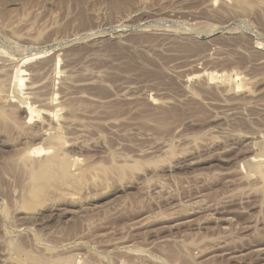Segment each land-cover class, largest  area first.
<instances>
[{
	"label": "rangeland",
	"instance_id": "obj_1",
	"mask_svg": "<svg viewBox=\"0 0 264 264\" xmlns=\"http://www.w3.org/2000/svg\"><path fill=\"white\" fill-rule=\"evenodd\" d=\"M0 108V264H264V0H0Z\"/></svg>",
	"mask_w": 264,
	"mask_h": 264
},
{
	"label": "bare ground",
	"instance_id": "obj_2",
	"mask_svg": "<svg viewBox=\"0 0 264 264\" xmlns=\"http://www.w3.org/2000/svg\"><path fill=\"white\" fill-rule=\"evenodd\" d=\"M0 110H1V108H0ZM2 114V113H1ZM2 115H5V113L4 114H2ZM52 139V137L51 136H46V137H42V139L40 140L41 142V147L43 148L44 146L46 147L48 144H50L51 143V140ZM264 140V139H263ZM39 143V144H40ZM262 143H263V141H262ZM43 144V145H42ZM263 145V144H262ZM259 146V145H258ZM261 146V145H260ZM259 146V147H260ZM40 147V149H42ZM256 148H258L257 146H256ZM255 148V149H256ZM262 148V147H261ZM39 149V148H38ZM39 149V150H40ZM264 149V148H263ZM49 151V150H48ZM47 151V152H48ZM30 152V151H29ZM46 152V155L44 156V157H40L41 159L40 160H38V161H34L33 162V164H34V167L33 168H35L36 167V170H35V173L34 174H36V177L38 178V177H40V176H44V175H48V173H51L52 171H57V172H55L56 174L58 173L59 174V172H61L63 169H64V163H61L60 161H59V159H58V156H57V153L55 154V151H49L48 153ZM260 152H262V151H260ZM32 153V152H31ZM259 153V152H258ZM261 155V154H260ZM25 156V155H24ZM264 156V155H263ZM22 158H25V157H23V155H22ZM28 158V157H27ZM26 158V160H25V162L28 160ZM252 158V157H251ZM256 158H258V156L256 157ZM33 160V159H32ZM58 160V161H57ZM32 162V161H31ZM251 163V159L250 158H247V159H245V160H243L242 161V166L243 167H247L249 164ZM26 164V163H25ZM27 165H29V164H27ZM27 165H25V166H27ZM63 172V171H62ZM55 174V175H56ZM54 175V174H53Z\"/></svg>",
	"mask_w": 264,
	"mask_h": 264
}]
</instances>
